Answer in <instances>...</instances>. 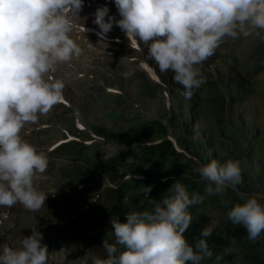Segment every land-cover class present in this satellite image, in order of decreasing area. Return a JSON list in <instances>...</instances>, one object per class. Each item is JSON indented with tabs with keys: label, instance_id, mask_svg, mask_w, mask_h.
Here are the masks:
<instances>
[{
	"label": "rangeland",
	"instance_id": "rangeland-1",
	"mask_svg": "<svg viewBox=\"0 0 264 264\" xmlns=\"http://www.w3.org/2000/svg\"><path fill=\"white\" fill-rule=\"evenodd\" d=\"M93 9H86L91 12L81 24L99 33ZM117 12L109 10V15L119 20ZM72 35L85 56L55 73L65 82L63 100L21 131L48 156L47 170L34 178L47 199L36 212L19 203L0 206V254L5 245L19 248L37 228L48 249L47 264H93L107 256L103 240L115 239L105 222L119 214L108 205L116 204L125 218L145 211L144 199L151 198V211L152 201L171 195L176 180L190 196H204L188 211L193 219L205 215L212 226L230 220L232 207L243 202L240 193L264 204V30L226 38L199 66L206 82L190 99L174 73H161L147 57V46L129 42L115 23L99 35L110 41L106 44L97 36ZM53 146L57 151H51ZM212 160L239 161L241 183L229 184L223 195L205 193L207 182L196 169ZM112 169L118 171L114 179ZM263 246L264 232L255 241L245 237L211 247L212 256L199 264H216L217 257L219 264H245L249 254L264 257Z\"/></svg>",
	"mask_w": 264,
	"mask_h": 264
},
{
	"label": "clouds",
	"instance_id": "clouds-1",
	"mask_svg": "<svg viewBox=\"0 0 264 264\" xmlns=\"http://www.w3.org/2000/svg\"><path fill=\"white\" fill-rule=\"evenodd\" d=\"M114 3L119 20L109 15L107 6L95 11L98 35L110 32L115 23L129 39L146 45L147 57L161 73H174L186 99L206 82L199 66L226 38L236 39L250 29L264 30V0ZM82 8L83 0H0V206L19 203L36 212L45 205L48 193L37 190L34 178L45 173L49 159L23 139L21 131L63 100L65 82L55 73L82 55L72 35L79 30L76 21ZM196 171L207 182L204 191L209 196L223 195L229 184L235 187L242 181L239 161L212 160ZM239 195L243 202L232 207L228 217L233 224H242L255 241L264 232V204L255 195ZM203 200L199 193L190 196L176 180L171 195L152 201L151 211L130 212L124 221L112 220L114 242L103 240L107 256L95 258L93 264H199L212 256L204 239L212 229L202 231L195 248L184 233L193 219L188 209ZM42 239V233L32 228L19 248L3 247L0 264H47L48 249Z\"/></svg>",
	"mask_w": 264,
	"mask_h": 264
},
{
	"label": "trees",
	"instance_id": "trees-1",
	"mask_svg": "<svg viewBox=\"0 0 264 264\" xmlns=\"http://www.w3.org/2000/svg\"><path fill=\"white\" fill-rule=\"evenodd\" d=\"M161 150V149H160ZM159 150V156L161 157V151ZM110 171V178L114 179L116 174L118 173L117 170H109ZM124 190H120V193H122ZM148 194V193H147ZM147 196V195H146ZM150 199L146 198L144 199V209L147 210L148 207H150ZM108 208L110 211H112L113 214L120 215L119 207L116 204H109ZM104 211H108V209H104ZM117 217V219L113 220H119L124 221L125 218ZM107 223L108 226L112 227V220ZM205 228H211L212 233L208 237H204L206 239V242L208 244L209 250L211 247H217V248H224L228 245L241 241L243 238L248 237L247 230L244 228L242 224H233L230 220L221 222L215 226H212L210 224L209 218H207L205 215H200L194 219H192V223L189 226V228L184 233V237L186 241L191 244L194 248L196 243L202 238L201 233ZM264 247V246H263ZM123 250V249H121ZM211 251V250H210ZM229 263V262H228ZM244 263L245 264H264V257H259L258 253L249 254L244 257Z\"/></svg>",
	"mask_w": 264,
	"mask_h": 264
},
{
	"label": "bare ground",
	"instance_id": "bare-ground-1",
	"mask_svg": "<svg viewBox=\"0 0 264 264\" xmlns=\"http://www.w3.org/2000/svg\"><path fill=\"white\" fill-rule=\"evenodd\" d=\"M94 2H95V5H93V10L95 11V10H97V8H99V7H104V6H107L108 7V9L109 10H115V11H118V10H116L117 8H115L116 6H115V3H114V0H93ZM86 5H84L83 6V8H82V10L79 12V18H77V21H76V23L78 24V26H79V30H77L78 31V33H79V31H83L82 29H88L89 27L87 26V24H85L87 27H84V26H82V21H84L85 23H86V20H87V16H88V14L91 12H86V7H85ZM91 7V6H90ZM89 9V8H88ZM118 13V12H117ZM80 34V33H79ZM91 34L93 35V37H94V39H96L95 37L97 36L98 38L96 39L97 41H99V42H105V44L106 43H109L110 41H106L105 40V38H103L102 36H99L98 35V32L97 31H94V32H91ZM127 39L129 40V42H131V43H133V44H135L136 43V39H129V37L127 36ZM127 40V41H128ZM85 56V54L84 53H82V55H81V57H84ZM74 66V65H73ZM76 66V65H75ZM76 69V68H75ZM59 70H60V68H59ZM144 70L146 71V72H148L149 73V75L151 76V77H154L155 76V74H154V72L153 71H151V70H149L147 67H144ZM58 71V70H57ZM59 72V71H58ZM63 72H65V71H63Z\"/></svg>",
	"mask_w": 264,
	"mask_h": 264
}]
</instances>
